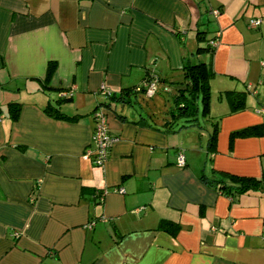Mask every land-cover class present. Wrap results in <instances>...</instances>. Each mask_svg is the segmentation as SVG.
I'll return each instance as SVG.
<instances>
[{"label": "crops", "instance_id": "crops-1", "mask_svg": "<svg viewBox=\"0 0 264 264\" xmlns=\"http://www.w3.org/2000/svg\"><path fill=\"white\" fill-rule=\"evenodd\" d=\"M251 18L257 27L247 26ZM197 30L215 39L210 56L195 54ZM196 58L213 71L209 102L227 90L244 94L243 113L223 125L214 153L207 138L204 150L196 142L198 126H163L181 66ZM48 61L51 88L41 89ZM145 71L160 79L149 98L172 90L162 112L130 94ZM100 85L125 89L131 104L100 105L115 140L97 167L84 151L93 150ZM63 92L58 108L72 121L43 112ZM10 100L22 104L13 122ZM262 106L264 0H0V264H264V193L227 196L198 179H264V114L254 113ZM248 125L261 134L229 149V133ZM161 219L179 224L175 236L156 229Z\"/></svg>", "mask_w": 264, "mask_h": 264}, {"label": "trees", "instance_id": "trees-1", "mask_svg": "<svg viewBox=\"0 0 264 264\" xmlns=\"http://www.w3.org/2000/svg\"><path fill=\"white\" fill-rule=\"evenodd\" d=\"M206 31H196L197 38V47L195 49V54L206 53L210 56L214 49L215 39L205 38ZM194 62H187L182 64L181 70L183 73V81L180 83L182 85L175 88L176 90L171 96L172 106L169 108V118H166L163 122V126L166 127L167 131H173L175 129L188 126L195 125L199 127V123L196 117V106L195 102L199 100L202 114L206 116V111L209 106L210 99V89H209V81L213 76V71L211 70L209 61H203L199 58ZM55 70V63L53 61H48L46 63L45 72L43 77L37 78L40 82L41 89L51 88L48 86V82L53 75ZM148 71H145V75L143 80L145 83L154 82V86L156 89V81L160 80L158 77L156 81L151 77L149 79ZM144 84L139 89H133L130 94L139 95L143 94L147 95L144 89ZM166 90V88H164ZM127 91L125 89H121L117 91H106L103 95L104 99L101 103L97 104V106L93 109V111L100 107V105L104 107H110V104L115 101H121L128 104H131V101L127 97ZM224 97L227 98V101L230 106L229 113L240 111L244 108V94L241 91L227 90L223 91ZM220 97V96H219ZM67 96H63L62 98H55V104H46L43 107V112L52 118L61 119V120H74L76 117L74 115H67L61 112L58 108L60 102L67 100ZM21 102L16 100H10L6 103V114L10 121H16L19 117V113L21 110ZM1 112V111H0ZM118 116V115H117ZM217 121L214 119L212 121V128L208 134L207 142H206V151L208 153H214L215 151V143H216V133H217ZM260 126L258 125H248L241 129L233 130L228 135V148L231 149L233 140L237 137H247L256 134H261ZM16 147L22 148L20 145H16ZM177 153V151H176ZM176 160V158H175ZM176 163V161H175ZM184 166V157H183V165ZM227 177V179L217 178V179H208L205 175L200 174L198 179L204 183L209 189L216 190L220 194L227 196H235L239 194H243L247 191H259L264 193V179L262 177L248 176V175H238L229 172L220 173ZM103 190V189H102ZM33 194H36V191L33 190ZM100 196H102V191H100ZM180 228L177 222L161 219L156 229L167 232L171 236H175L176 232Z\"/></svg>", "mask_w": 264, "mask_h": 264}, {"label": "rangeland", "instance_id": "rangeland-1", "mask_svg": "<svg viewBox=\"0 0 264 264\" xmlns=\"http://www.w3.org/2000/svg\"><path fill=\"white\" fill-rule=\"evenodd\" d=\"M157 86H158V84H157ZM159 90L162 91L159 88L157 90V92H156L157 94L154 95L152 98H149V97H146V96H143V98H142V96L140 95L139 96V98H140L139 100H141V102L143 104H145V105H147V103L153 104L158 111L162 112L163 110H166L168 108V106H169L170 93H172V90L169 89L167 91H162V92H160ZM50 97L53 99V98H55V95H52ZM220 98L221 99H219L217 97L215 98L214 95H212V98H211V100L209 102V104H211V105L208 106V109L206 111V114H207L206 116H204L202 114V108H201L200 103L198 102V109H197V112H196L197 113L196 116H197V120H198V123H199L200 126L197 127V128L196 127L193 128V130H192L193 132L192 133H194V137H195V135L198 137L197 138L198 141L196 140V142L199 143V144L201 143V146L203 147L202 150H204V144H205L206 138L208 137V134H209V132H210V130L212 128V121L214 120L213 119L214 117H212V116H214V114H218V115H216L218 117V118L216 117L217 118L216 119L217 128H218L217 133H216V139H217V137L219 138V135H221V130H223V125L225 123H229L231 120L237 119L238 116L240 117V113H229L230 108H229V104L228 103H227L228 104L227 106H225V105L221 106L220 102H215L217 100H223V101L228 102L227 99L224 98L223 94L220 95ZM223 101L221 103H224ZM214 102H215V104H213ZM223 107L226 108V109H223ZM241 112L243 113V110H241ZM254 113H255V111H254ZM255 115H257V114H255ZM219 116H220V118H219ZM222 133H223V131H222ZM227 135H228V131H226V137H227ZM199 136H200V138H199ZM199 139L201 141H199ZM200 149L201 148L198 147V150H200ZM192 153L194 154L195 151L192 150ZM202 155H203V153H202ZM260 157L263 158L262 162L264 164V154L261 155ZM200 160H202V158H200Z\"/></svg>", "mask_w": 264, "mask_h": 264}, {"label": "built area", "instance_id": "built-area-1", "mask_svg": "<svg viewBox=\"0 0 264 264\" xmlns=\"http://www.w3.org/2000/svg\"><path fill=\"white\" fill-rule=\"evenodd\" d=\"M218 13L217 10H211V14L215 16ZM259 24V19L257 18H251L247 22V26L249 28H255ZM212 44L215 45V42H212ZM144 89L146 91L147 95H151L155 89L154 82H148L144 83ZM99 92L101 94H105L108 89L104 85H100ZM68 94L65 92L60 93V96H67ZM255 112L258 114H264V107H258L255 109ZM92 121H93V128L91 132V142L93 144V150L90 151L89 149H85L84 156H88L90 154H93V162L95 166L102 167L107 160L108 157V151L115 140L111 135H109L107 123L104 117V114L100 108L95 109L92 114ZM176 164L178 166L183 165V154L181 151H177L176 153ZM115 191L121 192V189H113ZM106 192V189L102 190V194ZM17 233H14V236H16ZM264 240V237H263Z\"/></svg>", "mask_w": 264, "mask_h": 264}]
</instances>
